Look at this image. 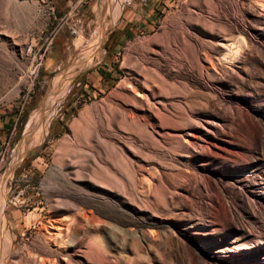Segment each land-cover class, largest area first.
I'll return each mask as SVG.
<instances>
[{"label": "rangeland", "instance_id": "rangeland-1", "mask_svg": "<svg viewBox=\"0 0 264 264\" xmlns=\"http://www.w3.org/2000/svg\"><path fill=\"white\" fill-rule=\"evenodd\" d=\"M85 1L0 0V264H264V0Z\"/></svg>", "mask_w": 264, "mask_h": 264}, {"label": "built area", "instance_id": "built-area-1", "mask_svg": "<svg viewBox=\"0 0 264 264\" xmlns=\"http://www.w3.org/2000/svg\"><path fill=\"white\" fill-rule=\"evenodd\" d=\"M82 0H76V2H81ZM73 33H76L75 30H72Z\"/></svg>", "mask_w": 264, "mask_h": 264}, {"label": "bare ground", "instance_id": "bare-ground-1", "mask_svg": "<svg viewBox=\"0 0 264 264\" xmlns=\"http://www.w3.org/2000/svg\"><path fill=\"white\" fill-rule=\"evenodd\" d=\"M83 112H85V111H83ZM82 114H83V113H82ZM82 114H81V115H82ZM83 116H84V114H83ZM79 117H80V115H79ZM81 118H82V116H81ZM84 118H85V117H84ZM84 118H83V119H84ZM74 123H75V122H74ZM74 123H73V124H74ZM76 124H77V123H76Z\"/></svg>", "mask_w": 264, "mask_h": 264}, {"label": "crops", "instance_id": "crops-1", "mask_svg": "<svg viewBox=\"0 0 264 264\" xmlns=\"http://www.w3.org/2000/svg\"><path fill=\"white\" fill-rule=\"evenodd\" d=\"M87 1H89V2H90L91 0H86L85 2H87Z\"/></svg>", "mask_w": 264, "mask_h": 264}]
</instances>
